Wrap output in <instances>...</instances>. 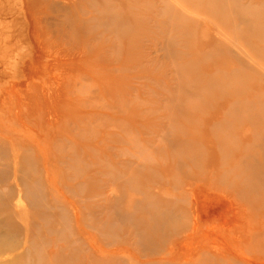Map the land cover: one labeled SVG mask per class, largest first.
I'll return each instance as SVG.
<instances>
[{
    "label": "rangeland",
    "instance_id": "374dc122",
    "mask_svg": "<svg viewBox=\"0 0 264 264\" xmlns=\"http://www.w3.org/2000/svg\"><path fill=\"white\" fill-rule=\"evenodd\" d=\"M0 29V264H264V0H0Z\"/></svg>",
    "mask_w": 264,
    "mask_h": 264
},
{
    "label": "bare ground",
    "instance_id": "6f19581e",
    "mask_svg": "<svg viewBox=\"0 0 264 264\" xmlns=\"http://www.w3.org/2000/svg\"><path fill=\"white\" fill-rule=\"evenodd\" d=\"M11 2V1H10ZM8 4V2H5V4ZM12 3V2H11ZM22 3V2H21ZM27 3H29L28 1H27ZM24 4H26V3H22V5L21 6H24ZM17 5V4H16ZM33 5V4H32ZM32 5H30V6H32ZM210 5V4H209ZM6 6V5H5ZM12 6V5H11ZM12 9H13V7H12ZM14 11V10H13ZM14 13V12H13ZM7 24V23H6ZM6 24H4L3 23V28H11L10 27V25L9 24H7L8 25V27L6 26ZM1 30V29H0ZM11 30V29H10ZM9 32V31H8ZM7 36V35H6ZM9 41V40H8ZM1 42V41H0ZM4 42H6V41H4ZM202 45V44H201ZM215 45H218V46H220V48L222 47V45H221V43H214V45L213 46H215ZM224 45V44H223ZM212 46V47H213ZM214 174V173H213ZM217 175V174H216ZM211 176H212V174L210 175V178H211ZM236 178H237V176H238V174L237 173H235V175H234ZM214 177H217V176H215V174H214ZM212 178H213V176H212ZM220 178H221V176H220ZM223 178V177H222ZM208 179H209V177H208ZM215 180H216V178H214ZM211 181L213 180V179H210ZM210 180H209V182H210ZM198 181V180H197ZM218 181V180H217ZM191 183V182H190ZM196 183V182H195ZM198 184V183H197ZM197 184H194L195 186L197 185ZM191 185V184H190ZM190 185H188V186H190ZM193 185V183H192V186H194ZM207 185V184H206ZM214 187V186H213ZM212 187V188H213ZM217 187V186H216ZM209 188H211V187H209ZM219 188V187H218ZM196 189H197V187H196ZM206 189V188H205ZM216 189V188H215ZM199 190V189H198ZM207 190H208V188H207ZM237 190H239V189H237ZM226 192V191H225ZM244 194V193H243ZM238 196V195H237ZM238 198H240V202H237V200L236 199H232V202H234V201H236V204L237 203H247V201H246V199H245V197H243L242 196V192H241V194H240V197H238ZM180 201V200H179ZM235 203V202H234ZM238 205V204H237ZM253 205V204H252ZM251 205V206H252ZM191 211V210H190ZM197 214V213H196ZM199 216V215H198ZM253 228V227H252ZM252 228H249L248 230H247V234L249 235V237H248V242H250V243H252V244H254L255 246H256V244H257V237H256V235L258 234V232H256V227H255V229H252ZM263 238V237H262ZM261 240V239H260ZM259 247H264V245H262V244H259L258 245ZM16 264V263H15Z\"/></svg>",
    "mask_w": 264,
    "mask_h": 264
}]
</instances>
